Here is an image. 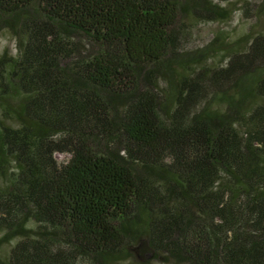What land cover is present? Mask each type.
<instances>
[{
  "label": "trees",
  "instance_id": "obj_1",
  "mask_svg": "<svg viewBox=\"0 0 264 264\" xmlns=\"http://www.w3.org/2000/svg\"><path fill=\"white\" fill-rule=\"evenodd\" d=\"M188 12L230 8L0 0L17 42L0 56V226L19 236L0 264H116L142 236L167 264H264V29L185 50Z\"/></svg>",
  "mask_w": 264,
  "mask_h": 264
},
{
  "label": "rangeland",
  "instance_id": "obj_2",
  "mask_svg": "<svg viewBox=\"0 0 264 264\" xmlns=\"http://www.w3.org/2000/svg\"><path fill=\"white\" fill-rule=\"evenodd\" d=\"M210 1L223 7H229L230 12L228 17L225 20L217 18H194L189 12L185 14L183 13L174 26V31H177L180 28V30H188L191 33L190 37L184 45H182V49L193 50L195 48H200L209 42L214 36L219 34H225L227 40H232L243 34L264 29V13L258 17H256L254 13L256 11L255 6L258 5L260 0H246L249 2L248 8L244 5V0ZM78 39V35L72 37V40L77 42V44ZM16 43L17 42L11 30L6 27L0 30V56L5 51H8V53H14L17 46ZM221 52V49H214L207 59V62H209V60L214 61ZM2 119L9 125H16L13 118L6 114L2 116ZM68 156L69 154L65 152L54 153V158L58 163L67 160ZM34 223L33 220H30L29 222L30 225H33ZM6 230L7 229H5L4 226H0V255L5 254L12 243L19 237L17 236L18 234L15 233L13 234L14 236L10 235L5 238ZM127 252L128 255H120L113 261L116 262V264H131V262L135 264H167L163 257H160L158 253H155L157 251H154V249L148 245L143 236L129 244Z\"/></svg>",
  "mask_w": 264,
  "mask_h": 264
}]
</instances>
